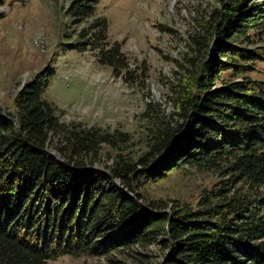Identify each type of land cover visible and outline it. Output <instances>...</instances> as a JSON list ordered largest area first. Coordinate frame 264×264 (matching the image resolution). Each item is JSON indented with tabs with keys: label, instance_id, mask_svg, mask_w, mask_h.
Returning <instances> with one entry per match:
<instances>
[{
	"label": "trees",
	"instance_id": "16d2710c",
	"mask_svg": "<svg viewBox=\"0 0 264 264\" xmlns=\"http://www.w3.org/2000/svg\"><path fill=\"white\" fill-rule=\"evenodd\" d=\"M99 1L70 0L64 36L76 39L64 45L139 82L145 73L109 37ZM206 16L186 39L176 118L152 111L159 122L136 157L122 129L60 120L44 97L50 65L23 84L14 110L0 106V264H47L64 253L136 257L160 237L170 250L158 264H264V80L250 76L264 60L254 39L264 33V0H221ZM104 155L105 168L96 164ZM184 167L217 179L171 211L146 196V181Z\"/></svg>",
	"mask_w": 264,
	"mask_h": 264
},
{
	"label": "rangeland",
	"instance_id": "374dc122",
	"mask_svg": "<svg viewBox=\"0 0 264 264\" xmlns=\"http://www.w3.org/2000/svg\"><path fill=\"white\" fill-rule=\"evenodd\" d=\"M69 2L0 0V106L14 110L15 95L23 84L50 65L54 73L44 97L56 105L60 120L122 129L130 135L129 151L136 157L146 149L149 127L159 122L149 116L152 111L166 120L176 118L174 102L184 73L180 63L186 39L205 15L220 7L221 0H100L96 14L107 19L109 37L121 43L131 66L145 73L131 84L113 77L110 67L98 63L93 52L66 48ZM75 39L74 34L67 42ZM254 39L256 45H264V33ZM250 76L264 80V60L257 61ZM96 164L105 168L111 161L104 155ZM216 179L184 167L146 181L144 193L163 199L171 211L176 201L193 202ZM168 241L160 237L136 257L126 251L64 253L49 258L47 264H158L170 250Z\"/></svg>",
	"mask_w": 264,
	"mask_h": 264
},
{
	"label": "water",
	"instance_id": "95a60500",
	"mask_svg": "<svg viewBox=\"0 0 264 264\" xmlns=\"http://www.w3.org/2000/svg\"><path fill=\"white\" fill-rule=\"evenodd\" d=\"M52 154H53L55 157H57L58 159H60V158H59V154H58V152L54 151ZM114 182H115L117 185H120V181H119L118 179H114Z\"/></svg>",
	"mask_w": 264,
	"mask_h": 264
},
{
	"label": "built area",
	"instance_id": "2783aa9c",
	"mask_svg": "<svg viewBox=\"0 0 264 264\" xmlns=\"http://www.w3.org/2000/svg\"><path fill=\"white\" fill-rule=\"evenodd\" d=\"M38 42H43V40H41V41H38Z\"/></svg>",
	"mask_w": 264,
	"mask_h": 264
},
{
	"label": "bare ground",
	"instance_id": "6f19581e",
	"mask_svg": "<svg viewBox=\"0 0 264 264\" xmlns=\"http://www.w3.org/2000/svg\"><path fill=\"white\" fill-rule=\"evenodd\" d=\"M41 44H43V42H41Z\"/></svg>",
	"mask_w": 264,
	"mask_h": 264
}]
</instances>
